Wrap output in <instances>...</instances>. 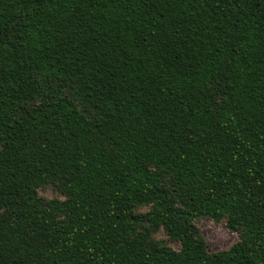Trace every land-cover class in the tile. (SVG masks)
<instances>
[{
	"label": "trees",
	"instance_id": "1",
	"mask_svg": "<svg viewBox=\"0 0 264 264\" xmlns=\"http://www.w3.org/2000/svg\"><path fill=\"white\" fill-rule=\"evenodd\" d=\"M0 264H264V0H0Z\"/></svg>",
	"mask_w": 264,
	"mask_h": 264
},
{
	"label": "rangeland",
	"instance_id": "2",
	"mask_svg": "<svg viewBox=\"0 0 264 264\" xmlns=\"http://www.w3.org/2000/svg\"><path fill=\"white\" fill-rule=\"evenodd\" d=\"M42 194L49 198L61 197L60 194L51 188L41 190ZM204 237L206 238L208 244V250L211 253L228 250L234 244L239 241V235L227 228L226 222L222 221L220 223L214 222L210 218L202 219L198 223ZM159 239H168L164 234L158 235ZM174 248H179L175 243L170 244Z\"/></svg>",
	"mask_w": 264,
	"mask_h": 264
}]
</instances>
